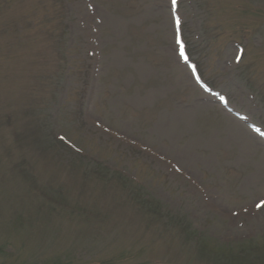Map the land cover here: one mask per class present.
<instances>
[{
	"label": "rangeland",
	"instance_id": "obj_1",
	"mask_svg": "<svg viewBox=\"0 0 264 264\" xmlns=\"http://www.w3.org/2000/svg\"><path fill=\"white\" fill-rule=\"evenodd\" d=\"M2 2L0 264H264V0Z\"/></svg>",
	"mask_w": 264,
	"mask_h": 264
},
{
	"label": "trees",
	"instance_id": "obj_2",
	"mask_svg": "<svg viewBox=\"0 0 264 264\" xmlns=\"http://www.w3.org/2000/svg\"><path fill=\"white\" fill-rule=\"evenodd\" d=\"M13 1H15V0H13ZM24 2H26V0H24ZM42 2L43 1H41V5L39 4V8H38V11L40 10V11H42L43 12V15L44 16H47V18L48 19H50V17H54L55 16V14L53 13V11L49 8L48 9V7L46 6V4L45 5H43L42 4ZM4 8H8L7 7V5H5L4 4V2H2V4L0 5V13L3 11V9ZM37 11V12H38ZM36 14V13H35ZM57 14H60V16H59V20L60 19H64V17L62 16L63 15V13L62 12H58ZM49 15H50V17H49ZM56 17V16H55ZM52 20H54V19H50V20H42V24H41V27H45V29L47 28V27H49V23H52L51 21ZM56 20H58V18H56ZM40 27V29H42ZM54 29L55 28H52L51 30H48V33L49 34H51V33H53V31H54ZM57 30V29H56ZM55 30V31H56ZM54 31V32H55ZM204 44H205V42H204ZM67 63H68V60H67ZM53 99H54V101H57L58 100V98L56 97V98H54L53 97ZM76 112L78 113V111L76 110ZM78 117H79V114H78ZM79 119H80V121H79ZM79 119L77 118V120H78V122H80L81 123V118L79 117ZM81 126L83 127V125L81 124ZM60 136V135H59ZM18 137L19 138H21L22 140H21V143H20V145H24V144H29V142L31 141V140H29V135H24V134H21V135H18ZM66 138V137H65ZM58 141L59 139L58 138H56L54 141ZM60 143H63L62 141L60 142ZM70 143H73V142H71L70 140L68 141V143H63L64 145H66L65 147H64V149H63V151H70L72 154H74V155H76L77 157H79V159H81V160H83L84 158H83V156L79 153V152H77V151H74V148L73 147H71V146H69V144ZM23 147H25V146H23ZM105 161H107V159L105 160L104 158H101L99 155H92V157H91V160L89 161V163L91 164V165H96V166H93V167H96L94 170H96V171H98V172H103V171H105V170H107V168L105 167ZM15 166V165H14ZM100 168L102 169L103 168V171H101L100 170ZM15 170H13V168L11 167V170H10V174H12V175H14L15 174V172H14Z\"/></svg>",
	"mask_w": 264,
	"mask_h": 264
},
{
	"label": "snow or ice",
	"instance_id": "obj_3",
	"mask_svg": "<svg viewBox=\"0 0 264 264\" xmlns=\"http://www.w3.org/2000/svg\"><path fill=\"white\" fill-rule=\"evenodd\" d=\"M176 5H177V0H171V6H172L173 10L175 9ZM180 23H181L180 17L176 16L175 17V24H176V30H177L176 43L179 45V57L182 58L185 61V63H187L188 57H187L186 52H185V47H184L182 40L179 38ZM239 58L240 57H237V60H239ZM223 99L224 98L221 97V100H223ZM257 131H259V129H257ZM61 139H63V137ZM262 205H264V200H262L261 203L257 205V207H260Z\"/></svg>",
	"mask_w": 264,
	"mask_h": 264
}]
</instances>
